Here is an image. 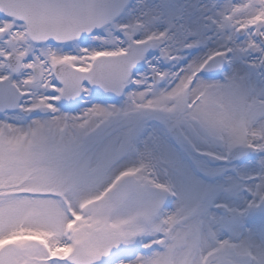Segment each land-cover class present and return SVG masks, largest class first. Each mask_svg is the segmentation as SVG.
Instances as JSON below:
<instances>
[{"label":"snow or ice","instance_id":"obj_1","mask_svg":"<svg viewBox=\"0 0 264 264\" xmlns=\"http://www.w3.org/2000/svg\"><path fill=\"white\" fill-rule=\"evenodd\" d=\"M0 264H264V0H0Z\"/></svg>","mask_w":264,"mask_h":264}]
</instances>
